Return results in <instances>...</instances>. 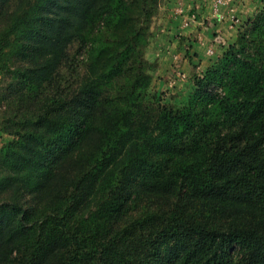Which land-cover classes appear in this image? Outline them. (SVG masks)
Wrapping results in <instances>:
<instances>
[{"label": "trees", "instance_id": "obj_1", "mask_svg": "<svg viewBox=\"0 0 264 264\" xmlns=\"http://www.w3.org/2000/svg\"><path fill=\"white\" fill-rule=\"evenodd\" d=\"M156 2L0 7V264H264V39L149 100Z\"/></svg>", "mask_w": 264, "mask_h": 264}, {"label": "rangeland", "instance_id": "obj_2", "mask_svg": "<svg viewBox=\"0 0 264 264\" xmlns=\"http://www.w3.org/2000/svg\"><path fill=\"white\" fill-rule=\"evenodd\" d=\"M12 1L13 0H0V7ZM205 1L206 0H157L154 12L149 19V37L145 48L148 74L151 77L149 100L160 101L164 104L186 105L191 93L196 88V86L193 85V76L196 79L198 77L202 78L200 76L203 75L209 66L217 68L220 59L218 57L221 54L211 59L210 64L201 71H197L196 62L193 63V60L192 62L188 59H192L193 55L195 56L192 48L196 45V42L201 40V35L197 30L199 25L195 22H200V20L203 19L202 16L204 15L202 14L206 7ZM245 1L247 0H212L211 8L215 7V4H227L225 10L228 9V11L225 15H222L217 14V10H212L211 18H217L219 21L227 20L231 24L230 26L237 27L234 41L226 43V45L222 42V38L217 34L214 35V41L223 46L222 51L227 49L229 44L235 42L242 46L237 51L238 55L245 56L249 54V58H251L253 57V49L249 47L251 35H259L261 33V38L264 39V0H258L261 7L259 11L252 16H245L246 14L243 11L240 9L238 10L239 7L245 5ZM206 14L208 16L210 15V13ZM3 22L4 19L0 16V31ZM192 26L196 28L193 29ZM33 33L37 36L38 30H35ZM8 49L9 46L6 50ZM214 53V50L208 49L206 51V56H213ZM182 58L189 60L187 62L192 70L191 72L180 71V76L178 78H173V76L170 75V73L173 72L171 70L172 68H177L175 64L181 63V60H183ZM242 69L240 68L239 70ZM184 73L186 75H184ZM236 75L240 78H245L242 71L237 72ZM4 82L0 72V92H2L1 88L4 86ZM221 88L222 85L217 83L215 77H213L205 87L200 89V98L202 100H207L209 97H216L222 92ZM11 139V136L2 134L0 131V144L3 141ZM231 249L233 250L234 248Z\"/></svg>", "mask_w": 264, "mask_h": 264}, {"label": "crops", "instance_id": "obj_3", "mask_svg": "<svg viewBox=\"0 0 264 264\" xmlns=\"http://www.w3.org/2000/svg\"><path fill=\"white\" fill-rule=\"evenodd\" d=\"M245 2H246L245 5L238 8V10L240 9L246 14L245 16H252L257 11H259L261 7L258 0H247ZM205 4H206V7H205V10H203L204 13L202 14L204 15L202 16L203 19H201L200 22H195L196 24L199 25L197 30L199 34L201 35V40L199 42H196V45H194L192 48V51L195 54V56L193 55L192 59L188 58L191 61L193 60L194 61V62L192 61L193 63L196 62L197 71L198 70L201 71L205 69L210 64L211 59H213L214 57L222 53L223 46L214 41V35L217 34L220 38H222V42L226 45V43H230L234 41V38L236 36V29H237V27L230 26L231 24L227 20L219 21V19L217 18H214V19L211 18L212 10H217L216 11L217 14L225 15V13H227L228 11V9L225 10V7L227 6V4L226 5L215 4L216 8L215 7L211 8L212 0H206ZM206 13L208 14L210 13V15L208 16ZM192 27L193 29L196 28L194 26ZM208 49L215 51L213 56H210V57L206 56V51ZM182 59L183 60H181V63L175 64L177 68H172L171 70L173 72H171L170 75H172L173 78H176V77L178 78L180 76L179 75L180 71L182 72L190 71L191 72L192 70L189 67V63L187 62L189 60L188 59L185 60V58H182ZM175 71H177L178 73ZM184 75L186 74L184 73Z\"/></svg>", "mask_w": 264, "mask_h": 264}]
</instances>
